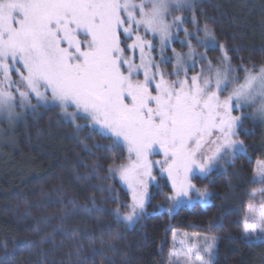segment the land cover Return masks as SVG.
I'll return each mask as SVG.
<instances>
[{"label": "snow or ice", "instance_id": "snow-or-ice-1", "mask_svg": "<svg viewBox=\"0 0 264 264\" xmlns=\"http://www.w3.org/2000/svg\"><path fill=\"white\" fill-rule=\"evenodd\" d=\"M188 6L190 0H0V116L11 121L17 108L58 107L78 130L90 127L110 141L105 147L126 151L104 179L126 186L129 203L110 212L127 224L146 214L152 187L170 186L169 212L208 205L213 193L193 180L247 151L238 139L245 116L233 112L253 108L264 119V63L233 66L224 44L216 64L198 53L196 47H217L213 30L205 24L189 31L180 15L168 20L173 9ZM180 31L188 51L173 48L166 56ZM197 57L202 66L194 71ZM173 58L172 71H164L161 64ZM81 118L86 124L77 123ZM253 182L264 184V160L257 161ZM249 197L242 236L264 242V188ZM185 236L168 264H212L217 237Z\"/></svg>", "mask_w": 264, "mask_h": 264}, {"label": "trees", "instance_id": "trees-1", "mask_svg": "<svg viewBox=\"0 0 264 264\" xmlns=\"http://www.w3.org/2000/svg\"><path fill=\"white\" fill-rule=\"evenodd\" d=\"M253 6L250 0L200 4V19L217 41L215 49L200 52L218 63L224 44L233 66L264 63V5L261 11ZM36 113L0 133V264H168L175 230L216 236L214 264H264V242L242 236L249 193L264 187L253 182L256 161L264 160L262 124L245 121L239 136L246 153L194 179L213 193L208 205L169 212L164 190L170 186L152 187L146 214L127 224L110 212L120 201L129 203L126 186L104 179L126 151L105 147L108 139L90 127L78 130L56 108L39 106Z\"/></svg>", "mask_w": 264, "mask_h": 264}, {"label": "rangeland", "instance_id": "rangeland-1", "mask_svg": "<svg viewBox=\"0 0 264 264\" xmlns=\"http://www.w3.org/2000/svg\"><path fill=\"white\" fill-rule=\"evenodd\" d=\"M207 0H190V6L186 7V8H180V9H173L171 11V14L168 16V20L170 21L172 19L173 16L175 15H180L182 17L185 18V22H184V27H186L189 31H194L195 28L198 26L199 28L203 29L204 25L206 23H202V20L200 19L201 15H199L198 13V9L200 8V4H202L203 2H205ZM253 4H254V9L258 10V11H261L262 10V7L264 5V0H250ZM264 11V9H263ZM262 11V12H263ZM193 18H195L197 24H193L192 21H193ZM199 35L202 37L203 36V31H200L199 32ZM148 39H151V35H149L147 37ZM184 39V32L183 31H180L178 36H176L175 40L169 45V48L165 50V55L168 56V57H172V51L171 49H175L177 52H182V53H186L188 51V48H187V45L186 44H181L180 41H182ZM179 44V47L176 46L175 43ZM192 43H193V46L196 47V41L193 39L192 40ZM156 44H157V49L156 51L153 53V56L155 57V60L157 62L160 61V55H159V41L157 40L156 41ZM204 50V47H202V51ZM196 51L199 53L201 50L198 49V47H196ZM210 60V59H209ZM137 62H139L137 60ZM197 67L195 68L194 71H199V64H201L199 62V59L197 57ZM216 64V63H214ZM175 65V59H171L170 61H168L167 63H164V64H161V68L164 70V71H172L173 67ZM202 65V64H201ZM190 75L193 74L192 72L189 73ZM142 78V77H141ZM173 79L175 77H172ZM226 95V93H225ZM32 104L33 105H36L37 104V101L35 98L32 99ZM42 107L44 108H56L61 117L65 120V121H68L70 122L69 120H67L62 114H61V111L58 107H53V106H43L41 105ZM39 107V106H38ZM38 107H36L34 110L32 108H28V109H25V110H22L20 108H17L16 109V112H17V118H15L14 120H9L7 118V116H0V133L1 134H4V125L8 126L12 123H14L15 121L17 120H23L25 116H27L28 114H34L38 111ZM69 111H72V109L70 108ZM254 113V109L253 108H243L239 111H234L233 112V115H241L243 114L245 116V118L243 119L242 121V126H241V129L244 128V130L246 129L244 123L246 121L247 124H251V122H257V123H260L264 126V119H261L259 116H256L253 114ZM37 114V113H36ZM34 114V115H36ZM72 123V122H71ZM77 123L81 124V125H84L86 124V121L84 119H78L77 120ZM83 128V127H82ZM238 139H240V136H238ZM241 140V139H240ZM154 159L158 158V157H153ZM259 161V160H257ZM257 161H256V165H255V169L257 167ZM226 161H221L219 163V165H223L225 164ZM156 174L157 176L159 175L158 172L157 173H154ZM160 183H164L163 180L160 181ZM193 183L196 184V182L193 180ZM264 188V187H262ZM165 191V194L167 193H170L171 190H164ZM166 201V200H165ZM170 204V202H167ZM163 207L165 205H162ZM185 234H187V236H192L193 234H199V235H210V236H214V235H211V234H206V233H195V232H190V231H185V230H175L173 232V236H172V249L175 248L177 251L181 248V242H185L187 243V239H186V236ZM216 237V236H215ZM174 239H175V244H174ZM253 241H260L258 239H254ZM217 244H218V238H217V242H216V247H215V254L212 258V264H214V260H215V256H216V250H217Z\"/></svg>", "mask_w": 264, "mask_h": 264}]
</instances>
